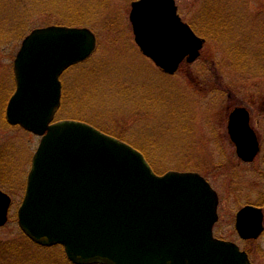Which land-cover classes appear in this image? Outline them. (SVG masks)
Instances as JSON below:
<instances>
[{"label":"water","instance_id":"95a60500","mask_svg":"<svg viewBox=\"0 0 264 264\" xmlns=\"http://www.w3.org/2000/svg\"><path fill=\"white\" fill-rule=\"evenodd\" d=\"M130 21L141 52L169 75L195 62L205 39L182 20L176 0H135ZM97 48L88 27L33 29L14 59L16 89L6 119L39 136L18 208L20 229L33 241L62 245L74 264H252L246 251L216 238L219 197L199 173L157 175L129 144L76 120L55 121L62 104L61 75ZM228 130L246 162L260 145L250 113L235 108ZM12 198L0 188V227ZM261 208L236 215L243 239L264 231Z\"/></svg>","mask_w":264,"mask_h":264},{"label":"rangeland","instance_id":"374dc122","mask_svg":"<svg viewBox=\"0 0 264 264\" xmlns=\"http://www.w3.org/2000/svg\"><path fill=\"white\" fill-rule=\"evenodd\" d=\"M11 1H0V36H7L14 19V7L7 5ZM133 1L84 0L87 6H82L77 0L80 12L91 18L86 26L97 36V50L91 63L62 75L66 102L56 120H79L123 140L147 156L158 175L178 171L206 177L220 197L216 236L239 244L253 264H264V234L244 241L235 229L236 214L245 205L264 211V0H219L235 27L229 33L201 34L195 29L205 39L201 56L192 64L182 63L174 75L164 73L136 44L130 21ZM211 1L176 2L180 16L189 23ZM60 18L52 9L37 13L28 23V33L58 25ZM23 38H0V89L16 87L13 64ZM236 107L250 111L251 125L261 141L251 163L237 156L228 133L229 115ZM39 142L40 137L20 126L0 124V147L11 143L16 158L24 154L27 175ZM24 166L11 169L22 176ZM2 189L13 198L12 218L0 227V240L8 241L20 233L17 211L25 190L15 196ZM53 248L45 250L49 264H71L62 247Z\"/></svg>","mask_w":264,"mask_h":264},{"label":"trees","instance_id":"16d2710c","mask_svg":"<svg viewBox=\"0 0 264 264\" xmlns=\"http://www.w3.org/2000/svg\"><path fill=\"white\" fill-rule=\"evenodd\" d=\"M1 1V0H0ZM81 2L82 6H87L84 4V0H78ZM102 3L107 0H95ZM24 4V5H23ZM103 4V3H102ZM219 0L211 1L207 6L201 8L199 15L196 19L190 20V25L197 29L201 34H204L208 30L213 32V30L223 31L229 33L227 30L231 27V23L234 24L235 20L228 17L227 7L221 6ZM11 6L14 11L11 15H14V19L10 21V28L7 29V36L3 35L0 38L14 36L19 41L25 35H27L28 23L32 18L38 13H43L44 11H58L61 17L58 21L59 24L68 26H86L91 18L85 16L80 12L82 8L77 6V0H12L7 4ZM22 5V6H21ZM23 11L20 7H23ZM50 8V9H49ZM20 13L22 18L20 19ZM9 20V19H7ZM229 21H232L231 23ZM26 22V23H25ZM241 28V24L239 25ZM31 27V26H30ZM21 28V29H20ZM8 34H11L10 36ZM240 50H242L240 48ZM240 55H242L240 53ZM242 57V56H241ZM239 57L240 60H244ZM91 59L76 65L75 67H85L87 64L91 63ZM65 89V88H64ZM15 89H8L7 86L0 89V124L7 123L5 116V109L7 102L11 95L14 93ZM6 97H4V93ZM66 102V91L63 90V104L61 110L65 109ZM60 110V111H61ZM59 111V112H60ZM78 116V115H76ZM12 144L9 143L6 146L0 147V186L9 189L10 192L18 196L20 192H24L27 180V169L25 164L24 154L16 158V150L11 148ZM4 148V149H3ZM147 157V156H146ZM18 169L23 168V175L19 176L17 171L11 169L12 166H17ZM31 164V161L30 163ZM27 165V163H26ZM15 175V179H11V176ZM12 218V217H10ZM17 239L2 241L0 240V264H47L48 261L45 259V250L47 247H43L33 242L28 238L21 230L17 236ZM54 249V250H53ZM52 250L56 251L58 247H54ZM49 264V263H48Z\"/></svg>","mask_w":264,"mask_h":264},{"label":"flooded vegetation","instance_id":"af4514ba","mask_svg":"<svg viewBox=\"0 0 264 264\" xmlns=\"http://www.w3.org/2000/svg\"><path fill=\"white\" fill-rule=\"evenodd\" d=\"M250 125H251V114H250ZM251 127H252V125H251ZM253 128V127H252ZM254 129V128H253ZM254 131H255V129H254ZM255 133H256V135H257V139H258V141H259V145H260V147H261V141H260V138H259V136H258V134H257V132L255 131ZM261 149V148H260ZM258 156V155H257ZM257 158V157H256ZM255 158V159H256ZM247 163V162H246Z\"/></svg>","mask_w":264,"mask_h":264},{"label":"bare ground","instance_id":"6f19581e","mask_svg":"<svg viewBox=\"0 0 264 264\" xmlns=\"http://www.w3.org/2000/svg\"><path fill=\"white\" fill-rule=\"evenodd\" d=\"M136 42V41H135ZM137 44V43H136Z\"/></svg>","mask_w":264,"mask_h":264}]
</instances>
